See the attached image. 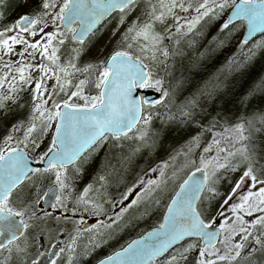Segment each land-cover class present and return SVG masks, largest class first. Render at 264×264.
Returning a JSON list of instances; mask_svg holds the SVG:
<instances>
[{
  "label": "snow or ice",
  "instance_id": "1",
  "mask_svg": "<svg viewBox=\"0 0 264 264\" xmlns=\"http://www.w3.org/2000/svg\"><path fill=\"white\" fill-rule=\"evenodd\" d=\"M25 3L30 5L29 11L0 28V119L6 122L0 136V264H58L61 258L63 264H79L80 259L91 255L92 249L106 243L104 234L91 225L96 237L89 240L91 249L86 246L78 253L76 241L85 231L79 226L84 220L80 215L75 235L58 250L46 248L53 255L42 259L44 252L38 250L37 235L48 230L51 217L41 210V201L48 197L52 208L66 210V202H71L73 213L100 215L105 211L103 198L108 195L106 176H97L94 192L89 185L77 189L76 180L83 172L81 157L110 137L117 141L135 140L130 153L145 147L155 149L157 141L149 136L150 109L165 101L169 91L163 87L162 78L153 76L141 56L151 51L155 60V53L161 50L167 56L168 48L162 43L165 34L173 35L172 29L177 35L191 32L205 16L212 20L225 16L218 26L222 33H235L246 26L245 39L240 41L246 48L244 58L234 66L230 58L228 64L230 71L243 73L264 51V38L254 41L250 48L246 39L250 33H264V0H25ZM226 9L229 10L225 12ZM177 10L184 13L191 10L192 14L182 17ZM134 11L135 19L128 21ZM114 12L120 14L118 26L127 21L118 37L123 46L114 44L109 53L101 46L94 55H87L95 41L86 44V38L89 35L95 38L98 25ZM237 20L242 23H235ZM157 24L165 27L158 30ZM112 35H116L115 30ZM69 41L72 46L61 52V46ZM137 45L140 54L132 50ZM37 54L39 61L34 63ZM74 73L84 76L74 82ZM49 79L54 82L49 84ZM93 84L91 94L85 91L86 86ZM25 86L31 87L27 89L28 100L22 103ZM149 86L162 95L149 100L133 94L135 89ZM258 90H264V76L238 96L239 102L247 104ZM58 92L65 93L66 98H57ZM145 105L149 108L145 109ZM195 107L196 101L189 100L180 110L183 122L200 128L188 139V152L202 147L201 139L210 131L212 140L207 142L204 153L211 154L201 153L198 162H191L190 170L168 194L166 210L156 227L126 241L96 264H239L241 260L245 264H264V143L255 136L257 117L238 119L234 124L223 121L226 126L217 130L215 117L210 125L200 124ZM258 120L264 125V112ZM33 159L41 165L31 164ZM166 164L161 163L159 179L143 182L139 178L126 188L123 200L129 199L128 193L137 184L141 185L135 198L120 207L114 213L115 219L105 227L123 232L135 227L134 221L149 215L151 207L146 205L141 210L139 205L160 192L161 185H167ZM221 172L231 181L228 196L249 184L252 187L241 193L237 203L231 204L234 220L225 217L217 229L216 217L210 215L213 201L219 197L225 206L228 203L219 191ZM175 176L173 172L172 177ZM112 204L115 207L114 201ZM134 208L139 214L125 221L124 217ZM245 213L251 218H245ZM237 233L240 236L234 239ZM50 242L56 244L55 239ZM258 254L262 259H256Z\"/></svg>",
  "mask_w": 264,
  "mask_h": 264
},
{
  "label": "rangeland",
  "instance_id": "2",
  "mask_svg": "<svg viewBox=\"0 0 264 264\" xmlns=\"http://www.w3.org/2000/svg\"><path fill=\"white\" fill-rule=\"evenodd\" d=\"M4 2L0 4V13L3 14L4 19L0 20V28L5 26V24L13 21L18 18L19 15L28 12L30 5L25 3L23 7L15 11L6 12L4 8ZM229 10L226 9L225 12ZM138 11V10H137ZM177 13L182 17H190L191 10L188 13L180 12L177 10ZM137 12L134 11L131 13L127 20L130 21L135 19ZM119 13H115L97 32L95 38L93 36L89 37L85 43L93 41L92 47L89 49L87 55H94L97 48L104 46V52L109 53L113 48V45L123 46L118 37L124 32V29L127 27V21L125 24L118 26ZM225 16H221L219 20H213L214 22L221 21ZM144 17H141L143 20ZM169 19L168 23H171ZM165 26L157 24L158 30H163ZM182 27H184L182 25ZM47 30V29H46ZM113 30H115L116 35L113 36ZM173 35L168 36L165 34L162 46L168 48V55L164 56L162 50L155 53V60H153V53L148 52L147 55H142L141 59L144 60L145 64H148L150 70L153 73L154 77H160L163 79V87L167 88L169 91L168 97L165 98V101H161L159 104L151 106L152 121L149 124V136L156 139L157 146L155 149L142 148L137 153H132L129 155L131 159L132 168H135L144 160V165L140 170L136 171L130 180L129 173L127 174V180L124 179L123 182L118 180V175L114 176L108 169H105L102 163H99V158L103 154L104 149L107 146L113 147L117 153L128 150L130 147H134L136 144L135 140L131 139H121L119 141L109 138L102 143H99L94 150H90L81 158V166L83 167V172L79 174L78 179L76 180L77 189L82 190L86 185H89L92 188V191H95V186L93 182L96 181L98 175H105L107 183L105 185V191L107 196L104 199V209L105 211L100 215H94L91 212H77L73 213L71 211L72 203L66 202V208L57 207L52 208L51 210H45L40 206L42 211H46L50 214V221L48 230L45 231L43 235H37V245L40 252H44V257L42 259L49 258L53 255L52 252H46V248H53L58 250V247H64L65 243L68 242L70 236L75 235L74 228L77 226V221L80 215L84 216V220L80 222L79 226L82 227L85 231L78 236L76 241V251L82 253L84 248L87 246L91 249L89 244L90 238H96L94 236L93 229L91 225H96L100 232L104 234V239L106 243H100L99 247H96L91 250V255L87 258L80 259L79 264H94L105 255H109L115 248L121 246L126 241L134 239L137 235H140L142 232L149 230L163 217V212L166 210V203L168 201V194L171 193L175 187L178 185V181L181 177L185 175L186 170H190L189 165L193 160L199 161L201 153H204V147L207 142L212 140L211 132H206L201 139L200 148H193L188 152L187 141L191 135H194L196 132L200 131V128L194 123L183 122L185 118L180 116V110L186 105L187 101L195 100L196 107L195 112L197 118L200 121L201 125L211 124L213 117H215L216 123L218 124L217 130H222L224 125L223 121H228L229 123H236L238 119H250L254 115L257 117L255 122V136L264 143V125H262L259 120V114L264 112V99L256 101L255 99L249 100L247 104H241L238 100V95L242 94L239 90H230L228 86L221 84L220 87L213 88L210 91H207L206 94H196L192 97L185 94L178 95L177 92H174L170 88L169 77L170 73L174 71V62L178 56H182L187 53L193 46V40L191 38L190 32L182 31L178 35L175 33V29H172ZM111 38V39H110ZM191 38V39H190ZM262 38L256 39L260 40ZM255 40V41H256ZM254 42V41H253ZM72 46L71 42H66L61 46V52L65 49ZM19 47V46H17ZM136 54H140L139 45L133 47L132 49ZM264 51H261L258 56L251 62L254 64L257 62ZM15 59V57H11ZM84 57L82 59H86ZM63 59V57H62ZM39 61V55L37 54V60ZM2 63V62H0ZM79 66V65H78ZM35 74V73H33ZM83 73H74L72 76L73 81L77 78H83ZM54 82L52 79H49V84ZM31 86H25V92L23 93L25 102L28 100L29 92L28 88ZM94 84L91 87L86 86L85 91L91 94ZM157 89V88H156ZM51 89L49 88V91ZM160 93V92H159ZM236 93V94H233ZM70 95V92L68 93ZM162 95V93H160ZM57 98H66L65 93L58 92ZM23 114V113H21ZM22 118V117H21ZM131 135V133L129 134ZM223 147V145H221ZM185 152H188L185 155ZM131 154V153H130ZM211 153H204L205 156L210 155ZM174 157L169 159V157ZM87 161L84 163L83 161ZM167 162L165 171L168 174V183L166 186L161 185V191L154 193L151 199H146L142 201L139 205V209H143L146 205L150 206L152 211L148 216L134 221L135 227H129L123 232H117L113 228H107V225L111 220L115 219L114 213H118L120 207L128 204L131 199H134L136 193L139 192L141 185L137 184L131 193H128L129 199H121L122 194L125 192L126 188L136 183V180L143 178V182H146L148 179H159L161 176L160 166L162 162ZM198 166V164H197ZM137 170V169H136ZM175 172V178L172 177V173ZM221 180L219 184V191L221 196L226 198L228 203L225 206L224 200L217 198V201H213L212 208L210 210V215L215 216L216 220L214 223L219 225V223L225 222L224 218L227 217L229 221L234 220L233 213L231 211V204L237 203L239 196L243 191L249 190L252 185H247L237 193H234L232 196H228L230 191V179L227 177V174L224 172L220 173ZM117 177V178H116ZM131 177V176H130ZM47 187V184L44 185ZM43 195V191L40 193ZM91 195V192L89 193ZM159 200L160 203L156 205L152 201ZM112 201L115 202V207H113ZM218 209V211H217ZM137 209H132L124 217L125 221L133 215H138ZM258 215V213H253ZM67 217V221L63 218ZM245 217H248L245 213ZM57 218H60L57 220ZM251 218V217H248ZM154 227V226H153ZM59 228H64L65 231L60 232ZM240 233H237V236L234 239H238ZM55 239L56 244H52L50 240ZM195 239V238H193ZM99 242V241H98ZM187 243V241H184ZM249 242V241H248ZM194 255V253H193ZM34 258V257H33ZM39 264V262H38ZM58 264H63V258L58 260Z\"/></svg>",
  "mask_w": 264,
  "mask_h": 264
},
{
  "label": "trees",
  "instance_id": "3",
  "mask_svg": "<svg viewBox=\"0 0 264 264\" xmlns=\"http://www.w3.org/2000/svg\"><path fill=\"white\" fill-rule=\"evenodd\" d=\"M24 4L25 0H5L4 8L6 12H10L20 9ZM222 20L214 22L210 16H205L190 32L194 46L187 53L176 58L174 71L169 77L170 88L178 95L185 94L189 97L196 94L204 95L215 86L220 87L221 84L228 86V89L232 86L230 90L238 89L240 93H244L255 82H258L260 77L264 76V54L257 62L251 63L243 73L229 70L230 58L234 66L237 61L243 60L246 53V48L240 45L246 26L239 28L235 33H222L218 31ZM235 23L241 24L242 22L237 20ZM259 38H264V33L248 42L247 47L250 48L253 41ZM252 99L256 101L264 99V90L256 91L255 95L250 98ZM148 108L149 106H146V109ZM21 117L23 118V114ZM5 126L6 122L0 119V136L3 135ZM114 148L115 146H107L99 158V163H102L104 168L114 176L118 175L119 181L127 180L128 175L131 180L135 172L143 167L144 160L137 167L132 168L133 161L129 159L132 153L130 154L129 149L117 153ZM158 223L159 221L153 226H157ZM256 259L260 260L262 257L258 254ZM239 264H245V261L241 260Z\"/></svg>",
  "mask_w": 264,
  "mask_h": 264
},
{
  "label": "water",
  "instance_id": "4",
  "mask_svg": "<svg viewBox=\"0 0 264 264\" xmlns=\"http://www.w3.org/2000/svg\"><path fill=\"white\" fill-rule=\"evenodd\" d=\"M237 2H239V0H237ZM114 13H111L110 15L106 16L101 21V23L98 25V27L100 25H102ZM98 27H97V29H98ZM260 34H263V33H260L259 31L256 34H251L250 33L246 39L248 40V42H250L251 40H253L257 36H259ZM243 39H245V36L244 35H243ZM133 94L136 95V96H142V94H144V97H147L149 100H151V99H158L159 98V95H160V93L158 92V90L155 87H152V86H149V87H146V88H137V89L134 90V93ZM30 163L33 164L34 166H38V163H37V161L35 159L31 160ZM201 175H202V173H201ZM41 206H43L47 210H50L52 208L50 206V201H49V198L48 197H45V199L43 201H41ZM215 227L217 229H219V227H217L216 225H215ZM102 259H100V260H102Z\"/></svg>",
  "mask_w": 264,
  "mask_h": 264
},
{
  "label": "flooded vegetation",
  "instance_id": "5",
  "mask_svg": "<svg viewBox=\"0 0 264 264\" xmlns=\"http://www.w3.org/2000/svg\"><path fill=\"white\" fill-rule=\"evenodd\" d=\"M245 218H248V217H245ZM247 243L249 244V246H251V243H252V242H251V241H249V242H247Z\"/></svg>",
  "mask_w": 264,
  "mask_h": 264
}]
</instances>
